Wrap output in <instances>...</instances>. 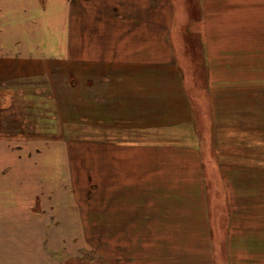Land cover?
<instances>
[{"label": "crops", "instance_id": "0c3cea01", "mask_svg": "<svg viewBox=\"0 0 264 264\" xmlns=\"http://www.w3.org/2000/svg\"><path fill=\"white\" fill-rule=\"evenodd\" d=\"M195 47L202 52L197 60L203 115L189 98L190 80L184 82L185 50L194 54ZM260 47L264 0H0V61L107 62L117 69L139 67L145 79L163 86L161 93L155 88L154 111L146 109V100L116 99L113 115L119 125L126 122L128 108L139 104L138 138L118 131L106 140H82L107 150L106 174L95 168L82 183L62 167L54 179L66 175L68 182L41 184L44 196L50 192L46 198L34 183L19 181V140L0 135V264L52 263L51 212L58 200L51 193L57 191L78 197L69 209L74 222H102L106 215L107 264H256L254 256H245L243 248L250 252L254 243H244V234H224L226 246L217 234L214 238L210 200L215 174L227 177L253 162L264 164V87L259 65L242 56V48H256L248 53L253 57ZM117 88L121 95L137 93ZM149 89L140 87L137 95ZM58 154L61 163H76L70 146ZM151 190L170 193L163 202L148 204L142 191Z\"/></svg>", "mask_w": 264, "mask_h": 264}, {"label": "rangeland", "instance_id": "374dc122", "mask_svg": "<svg viewBox=\"0 0 264 264\" xmlns=\"http://www.w3.org/2000/svg\"><path fill=\"white\" fill-rule=\"evenodd\" d=\"M49 41L51 42L52 39ZM195 48L196 53L194 54L193 51H188L186 48L185 55L189 59H186L187 64H184L186 70L183 68L182 70L183 73L184 71L186 73L184 82L190 80L187 85L189 98L196 106V112L203 115L205 108H203L202 101L205 97L199 90L203 87L200 84L201 74L198 61L202 52L197 47ZM251 49L255 53L256 48H242L244 50L242 56H244V60L252 59L250 63L259 65V82L260 88H262L264 87V47L258 48V54H254L253 57L248 54ZM144 71L139 67L132 70L112 68L107 62H44L43 59L1 60L0 135L19 140L21 153V159L17 165L20 168L19 181L34 183L36 192L40 193L41 191L38 189L41 184L44 185L47 182L67 183L68 181L65 179L68 173L71 174L70 171H74L73 173H76L83 183L87 174H91L95 168L102 171L103 169L107 170L109 166L107 150L100 149L101 146L95 147L86 143L96 139L106 140L108 135L114 136L118 131L135 132L137 133L135 138L142 134L140 131L142 128H139V125L136 124L138 120L135 119L140 110L139 104L145 103L146 100V104H150L146 106V109L154 111L155 106L151 104L156 103L157 91L155 88L160 89L159 93L163 88L157 79H145L146 71ZM155 73L154 71L153 74ZM191 77L197 79L196 84L192 82ZM143 86L152 87V89H149L147 95H137L138 89ZM117 87L136 88V90L130 91L137 93L121 95L119 94L120 89ZM260 92H264V89H261ZM261 95L259 98L263 100V95ZM122 96L135 99V101L131 100L130 104H139L128 108L130 114L126 122L119 125L113 114L115 104L119 105L117 102H120L116 99H121ZM260 113L263 117L264 112ZM200 118L202 117L200 116ZM128 123L130 124L128 125ZM154 130L156 129H152V131ZM82 140L86 143H82ZM67 141L69 142L68 148L65 145ZM69 146L70 152L71 150L76 152L77 160L76 163L74 160H70V162L67 160L63 164L58 153L66 151V149L69 150ZM133 152L139 153L140 156L144 155L141 149H136ZM65 155L67 154L64 152L62 158L65 159ZM146 156H148L147 153ZM146 158L147 163H152L153 159ZM142 161L144 162L145 159L143 158ZM144 163L146 164V162ZM251 164L243 167L242 173H229L226 177L223 173L218 172L213 176L212 183L216 189L213 190L210 200L213 235L215 238L217 234V241L222 243V246H226L224 234H244V243H254L250 252H248V247L243 248L245 256L247 252L254 256L256 264H264V164L255 162ZM62 167L66 174L64 180L54 179L61 175L59 173H62ZM249 167H252V170L248 171ZM162 172L165 174L166 181L167 170L163 169ZM144 173L148 174L147 171ZM145 182L147 184L152 182L150 175L146 176ZM227 182L229 186H226ZM144 193L148 194V204H153L157 200L158 203H161V200L163 202L165 200L163 198L170 191H142V194ZM48 194L50 195V192H47L45 196L42 194V196L46 198ZM51 195L52 200L57 199L59 202L54 201L55 206L52 207L51 212L55 214L51 226V234H53V245H51L53 261L51 264H107L106 252L109 234L106 215L102 222L95 221L91 224H82L78 220L74 222L75 219L69 209L77 201L78 197L75 192L70 191L62 194L57 191V195L54 192ZM88 195V192H82L83 198L87 199ZM106 196L107 192L101 193V198H106ZM103 208L107 211L106 207ZM93 210L87 207V212H93ZM55 220L58 221L55 222ZM82 232L86 234H82ZM93 246H98V248ZM146 257L148 258V256ZM152 257L154 258V256ZM150 264H154V260Z\"/></svg>", "mask_w": 264, "mask_h": 264}]
</instances>
